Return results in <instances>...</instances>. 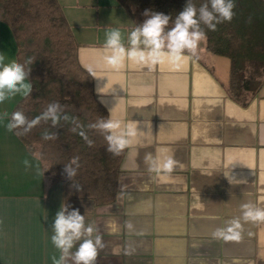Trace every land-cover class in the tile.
Wrapping results in <instances>:
<instances>
[{"label": "crops", "instance_id": "crops-1", "mask_svg": "<svg viewBox=\"0 0 264 264\" xmlns=\"http://www.w3.org/2000/svg\"><path fill=\"white\" fill-rule=\"evenodd\" d=\"M58 2L108 117L137 123L139 133L125 150L115 200L98 206L45 178L41 162L7 131L24 97L0 106L8 114L0 123V264H53L51 224L62 204L79 209L103 236L96 264H264V222L242 221L239 240L212 235L241 216V204L264 208V85L246 106L233 100L230 60L203 42L179 69L126 61L114 70L103 60L104 33L118 28L126 44L134 27L128 12L116 0ZM0 54L17 61L15 38L2 22ZM149 152L174 158V172H149ZM108 221L118 224L115 235L106 231Z\"/></svg>", "mask_w": 264, "mask_h": 264}, {"label": "trees", "instance_id": "trees-1", "mask_svg": "<svg viewBox=\"0 0 264 264\" xmlns=\"http://www.w3.org/2000/svg\"><path fill=\"white\" fill-rule=\"evenodd\" d=\"M130 15L134 26L144 22L145 10L171 16L170 26L183 10L187 0H116ZM204 0H195L197 7ZM231 22L206 31L203 41L207 52L226 57L231 62L228 95L246 106L264 85V0H237ZM0 22L6 24L17 44V61L29 57V82L32 90L15 107L28 120L40 116L50 103L58 102L71 117L84 126L91 147L61 122L52 127L40 121L29 132L15 130L27 150L42 164L44 177L53 183H64L72 188L73 198L95 205L112 203L117 195V180L125 151L118 157L107 149L103 136L87 125L98 119H108L106 109L99 102L94 80L78 60L79 45L66 20L58 0H0ZM11 117V116H10ZM50 130L57 139L45 141L42 134ZM79 157L80 168L75 182L78 190L66 178L64 164Z\"/></svg>", "mask_w": 264, "mask_h": 264}, {"label": "clouds", "instance_id": "clouds-1", "mask_svg": "<svg viewBox=\"0 0 264 264\" xmlns=\"http://www.w3.org/2000/svg\"><path fill=\"white\" fill-rule=\"evenodd\" d=\"M237 0H204L197 7L195 0H187L183 10L175 17L170 26L171 16L164 13L145 10L146 19L138 26H134L126 36L118 28H107L104 33L102 53L104 62L112 69L118 70L126 61L138 65L155 66L168 63L175 69H179L189 59L198 56L201 42L205 41L206 31H216L219 24L231 22L235 16ZM35 62L29 57L20 63L15 60H7L4 54H0V106L16 96L28 97L32 90L29 82L31 66ZM8 114H0L2 123ZM40 121L50 122L52 127L64 123L73 125L72 131L80 135L89 145L93 141L88 138L84 126L79 121L66 113L65 107L58 102L50 103L44 112L28 120L21 111L11 114L5 125L7 131L13 132L23 129L29 132ZM133 124H123L118 119H98L87 125L90 130L97 131L107 143V151L113 156H120L138 135L137 127ZM45 141L55 140L54 132L46 130L42 134ZM144 163L149 172L157 175H168L174 172L178 162L171 156L159 159L152 153H146ZM25 167H30L28 160L24 161ZM80 168L79 157H75L70 163L64 164L66 178L78 190L81 185L75 182ZM38 174H40L38 172ZM44 172L42 173V175ZM241 216L227 221L224 227L213 232V237L224 240H239L243 222H264V208L252 203L240 205ZM131 230L133 225L126 224ZM105 229L109 235H115L119 226L115 221H108ZM51 242L58 256L52 258L53 264H96L99 252L105 248L103 236L97 228L86 223L85 215H81L79 209H71L61 205L51 224ZM131 250L125 252L130 255Z\"/></svg>", "mask_w": 264, "mask_h": 264}, {"label": "rangeland", "instance_id": "rangeland-1", "mask_svg": "<svg viewBox=\"0 0 264 264\" xmlns=\"http://www.w3.org/2000/svg\"><path fill=\"white\" fill-rule=\"evenodd\" d=\"M125 10V9H124ZM127 12V11H126Z\"/></svg>", "mask_w": 264, "mask_h": 264}]
</instances>
